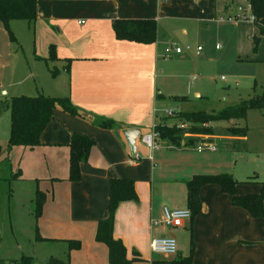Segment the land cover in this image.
Wrapping results in <instances>:
<instances>
[{
	"label": "crops",
	"instance_id": "1",
	"mask_svg": "<svg viewBox=\"0 0 264 264\" xmlns=\"http://www.w3.org/2000/svg\"><path fill=\"white\" fill-rule=\"evenodd\" d=\"M250 15L248 0H37L36 18L22 19L28 28V45L18 34H13L14 39L4 34L7 29L0 21V60L15 55L20 64V78L9 81L4 89L0 85L4 95L0 101L41 91L68 95L79 110L72 114L56 106L38 145H15L8 152L0 146V158L8 160L10 172L21 171L15 179L30 181L21 186L25 193L20 201L29 196L32 200L37 187L46 194L42 212L35 218L38 233L44 238L40 240H64L63 252L69 239L80 241L79 247L66 250L69 264H110L107 246L95 239V230L97 221L106 215L113 176L132 178L138 195L137 199L118 202L113 223V235L123 241L126 256L132 257L133 250L139 253L133 264H171L178 254L189 253L191 241V264H264V214L254 217L232 204L230 195L216 183L200 187L201 210L193 217L174 224L162 221L163 206L187 207L186 181L193 174L235 175L230 159L215 152L218 144L211 134H196L197 139L189 144L185 137L178 143L158 136V147L153 149L141 140L142 134L166 116L158 111V99L186 95L184 100H175L176 107L189 100L187 92H173L167 83L170 75H177L168 72L169 64L184 66L189 61L183 47L176 52L171 46L176 31L203 37L216 33L231 40L239 58L245 60L254 58L252 36L258 33ZM116 17H153L155 40L144 43L116 38L112 27ZM17 20L9 21L10 28ZM51 44L55 59H48ZM263 44L264 38L257 49ZM192 63L195 68L196 61ZM195 94L201 96L200 91ZM95 115L110 117L117 126H98L92 122ZM0 120L4 126L0 128L2 142L1 137L8 138L9 110ZM133 127L140 129V136L139 156L132 159L123 130ZM72 132L94 139L76 180L68 178ZM202 141L216 148L198 149ZM221 165L227 169H217ZM234 177L240 194L259 189L257 179ZM165 189H177L182 197L167 205ZM157 235L176 237V252H152L150 240ZM65 254L57 257L65 258Z\"/></svg>",
	"mask_w": 264,
	"mask_h": 264
},
{
	"label": "rangeland",
	"instance_id": "2",
	"mask_svg": "<svg viewBox=\"0 0 264 264\" xmlns=\"http://www.w3.org/2000/svg\"><path fill=\"white\" fill-rule=\"evenodd\" d=\"M12 26L13 34L20 35V39L26 43L27 25L19 19ZM4 34L9 32L3 31ZM7 32V33H6ZM29 37V33H28ZM174 45L184 48L189 61L184 66L178 63L169 64L170 75L167 78L168 87L173 92H187L189 100L179 102L165 96L158 99L157 107L160 115L168 124L179 122L174 116V110L204 109L207 111L217 110L226 105L233 104L240 97H248L252 94H264V44L251 56L254 58L240 59L233 47L231 40H223L216 33H209L206 37L201 35H187L179 30L176 31ZM189 44L190 48L185 49ZM216 44L218 47H216ZM259 44V43H258ZM201 45L199 52L196 46ZM29 47V46H28ZM21 50V49H20ZM199 53V54H197ZM250 56V57H251ZM203 59H200L202 58ZM193 61H196L195 68ZM20 64L13 55L10 60H0V85L2 89L8 87L9 81H17L20 78L18 71ZM178 66H181L182 69ZM195 76V79H192ZM192 82V84H190ZM16 86L19 87V84ZM24 84H22V87ZM188 86V89H187ZM0 89V92L2 91ZM200 91L201 96L195 94ZM0 96H4L0 93ZM8 96V95H5ZM8 100L0 101V118L8 113ZM172 109L168 113V109ZM8 109V110H7ZM174 109V110H173ZM168 110V111H167ZM160 118V117H159ZM162 118V117H161ZM160 118V120H161ZM212 128L211 136L218 144L215 152H221L230 159L235 168V175L240 179L264 180V107H250L247 109L246 118L233 120H217L207 123ZM232 125L229 129V126ZM244 126V129H242ZM0 128L4 129L3 121L0 120ZM235 130L239 131L235 134ZM187 130H174L178 142L185 137V143H193L197 137L184 135ZM200 135L204 133H199ZM222 137H217L216 135ZM223 135H226L225 137ZM227 135H237L231 137ZM244 135V136H241ZM1 137L0 146L6 151L7 139ZM231 166V167H232ZM217 169H227L223 165ZM229 173V172H228ZM8 160L0 158V264H19L15 260L22 256H28L31 264H49L47 259L53 255L65 254L66 242L64 240H40L35 236L34 197L30 196L25 201L22 198L27 179H15L11 176ZM239 179V180H240ZM24 188V189H23ZM184 191V190H183ZM167 205L171 200H177L182 194L177 189H165ZM176 194V196H175ZM32 195V194H31ZM174 197H177L174 199ZM170 201V202H169ZM23 213L21 212V207ZM171 208V207H170ZM170 256V255H169Z\"/></svg>",
	"mask_w": 264,
	"mask_h": 264
},
{
	"label": "trees",
	"instance_id": "3",
	"mask_svg": "<svg viewBox=\"0 0 264 264\" xmlns=\"http://www.w3.org/2000/svg\"><path fill=\"white\" fill-rule=\"evenodd\" d=\"M249 8L253 16V22L258 29V33L253 34V49L256 50L259 41L264 38V0H248ZM37 0H0V21L3 23L10 38L14 35L9 26L11 19L36 18ZM112 27L116 38L134 40L138 42H152L156 38V20L153 17H116L113 19ZM57 58L55 48L49 46L48 59ZM174 100H184L186 95H172ZM10 113V126L6 144L8 152L12 146L23 145L33 147L40 143V133L50 120L53 109L60 106L63 110L76 114L79 112L77 106L71 101L68 95H49L41 91L35 94H17L8 99ZM264 107V94H252L248 97H240L233 104L226 105L217 110L207 111L204 109L192 110H174V116L180 121L186 122V127L177 126L176 122L171 124L161 120L155 123L154 129L159 137H166L170 140H176L174 130L183 131L186 129L191 135L196 137L199 133H211L212 128L207 123L217 120H239L245 119L247 109L250 107ZM92 122L101 127H115L117 122L104 115H95ZM232 125L229 126V129ZM234 128V127H233ZM231 128V129H233ZM244 129V126L243 128ZM240 131V130H239ZM239 131L235 130V134ZM94 139L85 134L72 132L69 146V166L68 178L76 180L80 177V163L84 161ZM21 175L20 169L14 171L11 176L16 178ZM259 189L255 192L240 194L237 192L239 183L231 173H196L186 181V200L187 207L190 209V217H193L201 210V200L199 190L203 184L216 183L221 190L230 195V201L246 209L252 216L259 217L264 214V180H256ZM134 180L128 177L113 176L109 179L107 212L103 218L97 221L95 230V239L106 244L108 249V262L110 264H133V261L139 259L137 250H133V256H126V247L121 238L113 235L114 211L118 202L126 199H137ZM46 199V194L40 188H36L34 195V215L39 217ZM35 236L38 239H44L35 227ZM190 251L186 255H177L171 260V264H191L193 255V243L190 242ZM80 246L77 239L68 240V250ZM49 264H69V252L65 258L49 256ZM19 264H31L28 256H22L15 260Z\"/></svg>",
	"mask_w": 264,
	"mask_h": 264
},
{
	"label": "built area",
	"instance_id": "4",
	"mask_svg": "<svg viewBox=\"0 0 264 264\" xmlns=\"http://www.w3.org/2000/svg\"><path fill=\"white\" fill-rule=\"evenodd\" d=\"M253 18L252 14L250 15ZM176 52H180L182 50L181 46H175L174 43L171 45ZM186 49L190 48L189 44L185 45ZM201 49V45L196 46V50L199 52ZM174 110V109H173ZM172 109H169L168 113H171ZM188 124L183 121L177 122V126L186 127ZM158 137V132L153 128L152 130L142 134L141 140L145 143L148 148L153 149L158 147V143L156 142V138ZM215 149L216 146L214 144L202 141L197 145L198 149L203 148ZM139 156L136 151L132 154V159L137 158ZM190 209L188 207H176L169 208L167 206H163L162 208V221L165 224H174L178 222L181 218L189 217ZM150 249L152 252L161 253V254H173L177 250V239L174 236L170 235H157L151 238L150 240Z\"/></svg>",
	"mask_w": 264,
	"mask_h": 264
},
{
	"label": "water",
	"instance_id": "5",
	"mask_svg": "<svg viewBox=\"0 0 264 264\" xmlns=\"http://www.w3.org/2000/svg\"><path fill=\"white\" fill-rule=\"evenodd\" d=\"M123 133L129 152L134 154L137 151V139L140 136V129L138 127L125 128Z\"/></svg>",
	"mask_w": 264,
	"mask_h": 264
}]
</instances>
